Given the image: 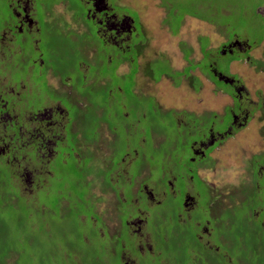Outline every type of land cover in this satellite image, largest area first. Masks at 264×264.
I'll list each match as a JSON object with an SVG mask.
<instances>
[{"label":"flooded vegetation","instance_id":"af4514ba","mask_svg":"<svg viewBox=\"0 0 264 264\" xmlns=\"http://www.w3.org/2000/svg\"><path fill=\"white\" fill-rule=\"evenodd\" d=\"M51 1L53 0H0V171L2 170L5 175L8 172V179H12L16 191L19 188V191L24 192L30 187V191L34 190L38 194L40 190L44 189L45 192L48 190L52 179L60 182V175L63 178L65 174L82 176L84 173L82 174L81 169H76L75 166L84 167V164L88 166V162H84L88 160L87 157L99 159L98 153L109 149L110 154L105 153L102 157L105 163L108 162V166L101 165L102 168H98L97 175L102 177L99 171L105 169L107 180L112 186L109 188L105 185L100 188L102 191L98 192L106 198L112 196L110 199L112 208L114 204L116 210L118 208L122 210L121 216L120 218L115 216L117 224L109 227L106 219L107 210L97 214L95 209H92L91 213L97 216L107 232L105 235L100 227L97 230L99 238L104 240L107 237L106 240L116 241L110 244V251L106 253L113 257V264H246L241 261L243 255L237 256L235 260L231 257L233 252L230 251V239L234 232L226 234L219 230V226L214 225L218 224V219L222 226H225L222 221L229 218L235 219L233 214L235 207L231 213L226 207L223 210L219 209L224 211L225 218L220 217L221 213L218 210L219 216H215L214 220L211 217V209L216 195L210 196L214 189L211 184L200 178L199 171H205L213 163L210 153L223 139L233 134L235 129L245 127L250 121L252 113L247 110V105H253L255 109L263 107L261 110L264 111V103L260 99L256 103H250L248 94L239 79L229 73L230 64L239 61L240 55L246 56L245 59L247 58V62H250L247 55L253 45L236 39L242 34L247 35V30H242L241 34L223 33L228 41L221 44L214 53L204 54L208 57L205 66H201L204 58L198 64L211 81L232 101V105L226 106L221 115L229 120L224 129H219L221 125L219 123L222 120L217 114L213 115V122L205 124L196 131H191L189 126L181 127V121L178 120L181 115H176L170 110L162 111L158 101L148 94L149 91L137 92L138 83L135 82L129 96H126L128 93L121 85L112 87L113 91L119 89L123 111L121 123H114L118 126L114 132L115 137L111 141L104 139L107 141L104 142L113 143V146L103 148L101 143L104 135L100 133L98 126L103 116L99 115L101 119L92 122L97 125L92 136L88 133L89 126H86V131L82 132L80 127L85 110H82L79 97H84L89 102L87 107L96 102V100L89 101L87 94L90 87L89 78L92 86L97 85L94 89H100L106 83H110L109 78L114 77L117 71L128 73L133 69V73L128 75L136 81L139 73L142 72L140 70L143 69L145 73H141L142 82L139 84L141 89L144 86V78L150 79L153 76L150 75L149 63L141 66L138 61L139 55L143 54V42L132 43L140 33L143 35L141 16L131 7H119L116 5L117 2L111 4L110 0H76L85 12L83 17L85 26L78 24L74 15H69L73 17L71 25L76 24L77 27L72 30L69 26L66 27V24L64 29L58 31L57 18L50 13L54 6L49 8ZM154 1L166 9L167 23L171 12L170 7L175 4L171 3L172 0ZM178 4L181 9L182 4ZM44 7L46 11L43 12ZM2 9L5 11L2 12ZM118 9L135 12L137 21L128 13ZM174 15L177 16L181 27V12ZM193 18L198 19L196 16ZM57 31L64 37L68 32L74 33V36L82 33L83 44L87 43V37L95 36L97 43L86 50L83 49L76 59L77 65L65 70V59H62V56L58 57L56 52L54 38ZM204 50L205 47L202 51ZM131 51H134V54ZM128 52L130 54H127ZM82 56H88V62H80ZM126 63L128 72L120 68ZM222 63L225 64L222 65ZM223 66L226 71L222 70ZM164 75L171 77L170 73ZM178 78H180L179 81H175L174 84L180 83L181 74ZM221 85L228 87L229 91H225ZM65 87H69L67 92ZM77 88L81 89V93L76 90ZM108 91L112 96L110 89ZM139 96L142 98L139 99ZM148 98L150 100L146 107L142 100L148 102ZM105 102L99 101V110H103L101 106H104ZM130 102L133 104L131 105ZM150 104L153 105V109L148 108ZM70 109L75 111L73 116ZM142 110L145 112L140 113ZM125 112L129 114L130 120H132L131 113L136 114V122L146 119L148 128L147 136L141 134L138 138H134L135 135L129 136V126H125L124 131L127 135L124 140L126 141L124 145H121L118 143L121 141L118 128L124 125L123 122L128 123ZM168 115L173 123L172 127L169 128L168 124L165 128L164 120ZM114 124L109 123L110 126ZM94 142L99 143L97 153L92 152ZM167 143L170 146L168 149L165 147ZM185 147L190 152V156L186 157L184 162L181 159V150ZM149 149L152 150L150 154H153L155 150L162 152L160 157L163 161L162 177L158 179L160 184L156 183L157 180H152L150 168L147 170L149 176L143 179L140 178L147 168L140 170L137 175H132L130 171L134 159L139 156L143 159L151 158L148 153H145V150L149 151ZM169 149H172V152ZM179 151L180 155H178ZM189 154L187 153L186 156ZM182 155L185 156V152L182 151ZM167 160L171 162L166 164ZM263 170L264 167L259 168L260 172ZM106 171L102 172L104 176ZM263 177L261 175L259 179L264 180ZM85 180L87 183V176ZM196 181L205 185L206 194L204 187L202 189L196 187ZM110 189L116 190V193L109 191ZM94 194L95 192L90 196ZM77 195L78 198L81 197V192ZM64 198L63 196L62 201ZM202 198L208 200L204 207L199 205ZM101 199H98L99 202ZM253 208L246 206L247 214L240 216L239 220L235 219V230L238 234L244 229L243 218L248 216L254 220L249 222V225L252 224L251 227H253L258 223V230L262 235L264 211L262 210L261 213L259 210L261 208L256 210L257 206ZM197 211L199 215L195 214ZM205 216L207 218L203 220L202 217ZM169 218L175 219L174 228L166 227ZM83 219L86 220V217L84 216ZM89 219L94 221L91 216ZM94 222L96 223V220ZM186 223H189L194 230L192 231L194 240L191 244L197 246L186 251L190 263L187 259L184 261L181 258V253L180 260L177 261L175 260L177 254H166L160 251V248L168 245L169 239L173 237L177 242L174 248H180V243L184 240L182 231L185 232ZM121 228L124 229V234L121 233ZM239 228L242 230L239 231ZM213 235L217 236L218 244L213 243ZM246 240L250 243L252 241L249 237ZM197 248L199 250H196ZM2 260L4 259L0 261ZM102 262L106 263L103 259Z\"/></svg>","mask_w":264,"mask_h":264},{"label":"rangeland","instance_id":"374dc122","mask_svg":"<svg viewBox=\"0 0 264 264\" xmlns=\"http://www.w3.org/2000/svg\"><path fill=\"white\" fill-rule=\"evenodd\" d=\"M110 2H112L111 4L117 2L116 5L119 7H131V9L139 12L143 35L140 33L136 39H133L132 43L136 44L140 41L143 42V54L139 55L138 61L141 66L149 63L150 75L153 76L150 79H148L149 77L144 78V86L139 89V84L142 82V77H140L142 72L139 73L135 81L133 77L128 75V73H133V69L128 72V64L126 63L121 65L120 68H122V71H127L128 73H120L117 71L114 77L109 78L110 83H106L100 89H94V86L97 85L92 86V81L89 78L90 87L87 91L89 101L96 100V102H94V104L91 103L90 106L87 107V103L89 102L84 97H79L82 110H85L80 127L82 132L86 131V126H89L88 133L92 136L96 125L92 122L96 121V119L100 120L101 117L99 115H102L103 117L100 125L98 124L101 130L100 133L104 135L101 146L103 148L112 147L113 143L106 142L111 141L112 138L115 137L114 132L118 126L114 123H121L120 118L123 111L121 110L123 104L119 89L118 91H113L112 87H119L121 85L123 90L128 93L126 96H129L130 92L133 91L135 82L138 83V93L140 91H149L148 94L152 95V97L158 101L162 111L170 110L176 115H181V118L179 116L180 119H178L181 121V127L187 128V126H189L191 131L201 129L205 125L202 120L205 119L206 121V119H210L208 115L212 116V114H217L220 117L224 108L232 105L230 97L218 88L207 74L203 72V68H200L198 65L203 58L204 61L201 66L206 63L208 58L204 55L206 52L214 53L220 48L221 44H225L228 41V38L223 35L221 30L223 28L187 16L183 20L178 32L174 34L171 30L172 27L170 28L165 21L166 9L160 7L156 1L110 0ZM171 2L178 4L181 3V0H172ZM213 2L215 4H220L222 2L221 5L225 6L230 4L228 0H213ZM263 3L264 0H243V6L230 7L235 14L243 13L240 22L247 30V35L242 34L241 37H237L236 39L240 42L253 45L250 53L247 55L248 58H250V62H247V58L245 59L246 56L240 55V60L231 63L229 69V73L236 76L240 84L246 90L250 103H256L259 99L264 103V72L259 69L257 70V68H255V63L252 62V60L256 62L264 59ZM50 7H52L50 13L57 18L58 31L64 29L66 24V27L69 26V29L72 30L77 27L76 24L71 25L73 17H69V15H74L77 18L76 22L85 26L86 23L83 18L85 12L80 7L78 1L53 0L49 3V8ZM241 8L243 9L241 10ZM120 10L123 13H128L129 16L137 21L135 12L118 9V11ZM4 11L5 10L2 9V12ZM44 11H46L45 7L43 8V12ZM254 22H256V25ZM236 25L237 21H232V26L236 27ZM230 29L233 30L232 28ZM58 31L54 41L57 49V56H62L61 58L65 59V70L72 69V66L77 65L78 62H76V59L83 49L86 50L97 43L95 36L87 37V43L83 44L84 39L82 38V33L74 36V33L68 32L66 38L60 35ZM79 31L81 32V30ZM206 39L207 41H205ZM258 41L260 42L258 43ZM203 46L205 47L204 52L202 51L204 48ZM133 50L135 51V49ZM134 51H131V53L134 54ZM66 54L68 55L63 57ZM127 54H130V52ZM80 59V62H88L89 60L88 56H82ZM224 64L225 63H222V65ZM222 70L226 71L224 66ZM167 72L171 73V77L163 75L167 74ZM185 72L189 74H185ZM179 74H182L179 83L181 84L180 86L177 83H175L176 85L174 84L175 81H179ZM12 78L14 79L13 76ZM175 78L176 80H174ZM55 80L58 81V79ZM212 80H215V78H212ZM102 84H104V82H102ZM218 85L220 84L218 83ZM221 87L225 91H229L228 87L222 85ZM68 88L69 87H65V92L69 90ZM108 89H110L113 94L112 96H110ZM76 90L81 93L80 88ZM138 98L141 99L142 96ZM149 100L150 98H148V102L142 100L146 107ZM99 101H106L104 106H101L103 110L98 109L100 107ZM130 103L131 105L133 104L132 102ZM85 106L86 108H84ZM142 106L143 105H141V107ZM148 108L153 109L154 107L150 104ZM246 108L252 113L250 121L245 127L235 129L233 134L223 139V141H221L210 153L213 163L207 167L205 171H199L200 178L211 184L214 189V192H211L210 196L216 195L212 202L213 207L211 209V217H213L214 220L216 219L215 216H219L218 212L225 207L230 210L231 213L234 207L239 206V208H237L239 214L236 215H241L245 207L244 205H247V202L249 203L251 199L248 193V191H250L249 185L253 179L255 180V178H253L251 164L256 157L264 153V111L261 110L263 107H257V109H255L253 105H247ZM70 111L73 116L75 111L72 109H70ZM143 112L145 111L142 110L140 113ZM124 114L128 119L129 114L127 112ZM135 116L136 114L131 113L132 120L128 119V123L123 122L124 125L119 126L118 135L121 140L118 142L119 144L124 145V141H126L124 139H126L125 136L127 134L124 130L127 125L129 126V136L135 135L134 138H138L141 134L147 136L148 124L146 119L142 122H136ZM219 119L222 120V122L219 123L221 124L219 125V129H224L229 120L224 116ZM109 123H113L114 125L110 126ZM172 123L168 115L164 120V127L167 128L166 125L169 124L168 127L170 128L172 127ZM139 140H142V138H139ZM185 140L189 143L186 137ZM98 147L99 143L94 142L92 152L97 153ZM165 147L168 149L170 146L167 143ZM169 150L172 152V149ZM182 151L185 152V156L182 155ZM138 152L140 153V149ZM150 152H152V150H145V153H148L151 158L146 157L143 159L139 156L134 159L130 171L132 175H137L140 170H145V168H147L140 178L143 179L149 176V171L147 172V170L150 168L152 180H157L156 183L160 184L158 179L162 177L163 161L160 158L162 157V152L156 150L153 154H150ZM105 153L109 155V149L101 153L99 152V159L87 157L88 160L84 162H88V166H85V164L84 167H79V165L75 166L76 169H81L80 172L82 174L84 173L82 176L65 174L63 178V176L60 175V182H56L55 179H52L50 181V187L47 188L48 190L46 192L43 191V189L37 194L34 190L30 191V187L24 190V192L21 190L19 191V188H17V195L23 198L24 202L32 209L29 215L24 213H27L25 209L26 206H24L23 203L20 204L21 202L18 203L16 209H10L8 204L5 206L0 205V260L4 259L0 261V264H113V257L111 254L107 255L106 253L110 251V244L116 241L111 242L106 240L107 237H105L104 240L99 238L97 230L100 227L103 229L105 235L107 232L101 225L100 220L97 219V216L91 213L92 209H95L97 214L107 210L106 219L109 227L113 226V224H117L115 216H119V218L121 216L122 210L119 208L116 210L114 204L112 208V202L110 203L112 196L106 198L98 192L102 191L100 188L105 187V185L107 187L109 186V188L112 186L107 180V171L105 169L99 171L102 177L97 175L98 168H102L101 165L105 167L108 166V162L105 163L104 158L102 159ZM187 153L189 154L190 152L186 147L184 150H181V159L184 162L186 157L190 156V154L186 156ZM178 155H180V151ZM101 162L104 163L101 164ZM170 162L171 160H167L165 163L168 164ZM103 171H106L105 176L102 173ZM259 175L260 174L257 173L258 177H260ZM4 176L5 174H0L1 181H4ZM86 176L88 180L87 183H85ZM100 179L102 181H100ZM195 185L200 189L204 187L203 190H205L206 194V187L203 183L196 181ZM17 187H19V185H17ZM260 188L264 191L263 184ZM128 189H130V187ZM61 191L63 195H59ZM109 191H111V189ZM79 192H81V197L78 198L77 193ZM93 192H95L94 196H90ZM111 192L116 193V190ZM62 196L65 197L63 201ZM98 199H101L100 202ZM15 200L16 196L13 197V199L9 198V201H12V203H14ZM1 202H4L3 197H0V203ZM207 203L208 200L202 198L200 199L199 205L204 207ZM242 203H244V205H241ZM260 205H264L263 200H261L258 206ZM261 207L262 206L257 207L256 210ZM259 210L261 213L263 212L262 208ZM28 211H30V209H28ZM198 212L199 211L195 212V214ZM220 213V217L225 218L224 211H220ZM262 215H264V213ZM84 216L86 220L83 219ZM90 216L93 217L94 221L96 220V223L89 219ZM206 218L207 216L202 217L203 220ZM167 221L166 227L174 228L176 226L175 219L169 218ZM217 222L218 224L214 225L219 226L218 228L221 232H225L226 234L228 232L229 234L234 232L230 239V251L235 253V255L232 253V259L234 258L235 260L237 256L242 257L237 254V251L240 250L243 243H245L244 245L247 247L248 242L246 238L237 237L238 232L235 230L236 220L229 218L226 221H222L225 226L220 224V219H218ZM186 224L187 227H185V232L182 231L184 240L180 243V248H174L177 242L173 237L169 239L168 245H164V248H160V251L166 254H177L175 256V260L177 261L180 260L179 254L181 253V258H183L184 261L187 259V262L190 263L186 251L190 248L194 249V247L197 246L191 244L194 240V233L192 232L194 230L193 228L191 229L189 223ZM43 227L45 231H43ZM121 233L124 234L123 228H121ZM259 234L261 235L260 232ZM260 237L261 238L251 240L263 241L262 235ZM216 238L217 236L213 235L212 241L218 244ZM117 250H119V247ZM196 250H199V248ZM6 252L7 255L2 257ZM102 259L105 260L106 263L102 262Z\"/></svg>","mask_w":264,"mask_h":264},{"label":"trees","instance_id":"16d2710c","mask_svg":"<svg viewBox=\"0 0 264 264\" xmlns=\"http://www.w3.org/2000/svg\"><path fill=\"white\" fill-rule=\"evenodd\" d=\"M228 2L230 3L228 6L226 5H221L220 4H215L213 2V0H181V9L179 8V4H175L173 6L170 7L171 12L169 14V19L167 20V24L169 25V27L172 30V33L176 34L179 30L180 27V22L177 18V16L174 15L178 14L181 12V25L183 22V19L186 16H190V17H197L198 19L200 18V20L214 24L219 26L223 33H237V34H241V31L246 29V27L244 25H242V23L240 22V19L242 17L243 13H234L233 9L231 10L230 7H237V6H243V0H228ZM170 3V4H171ZM264 6V3H263ZM243 8H241L242 10ZM256 11V10H255ZM256 13V12H255ZM264 17V16H263ZM232 21H237V25L236 27L232 26ZM254 24L256 25V22H254ZM230 28H232L233 30H231ZM241 29V30H240ZM241 37V36H240ZM260 41H258L259 43ZM186 55V54H185ZM253 63H255V68H257V70H261L264 72V59L263 60H259L254 62L252 60ZM143 72V69L140 70V72ZM190 72V70H189ZM145 73V72H143ZM142 73V74H143ZM188 72H185V74ZM167 74H169V72H167ZM171 74V73H170ZM189 74V73H188ZM164 75V74H163ZM184 75V74H183ZM182 76V74H181ZM194 79V78H193ZM213 115L212 116L208 115L210 117V119H203L202 121L208 125V123L213 122ZM222 118V116H220ZM218 117V118H220ZM227 124V123H226ZM260 167H264V153L260 154L258 157L255 158V160L252 161V171H253V178H255V180L253 179L252 182H250L249 185V189L250 191H248L251 199L250 202H247V205H244V203H242L241 205H244L245 207H249L250 209H254L253 207H260L262 206V210L264 211V205H260L261 200H263V204H264V191H262V189L260 188L263 184V188H264V180H260L259 177L257 176V173L260 174L259 176L262 175L263 177V171H259ZM0 174H4V172L1 170ZM7 178V179H6ZM10 179V178H9ZM8 179V172H6V175L4 176L3 180H0V197H3L4 202H1L0 205L1 206H5L6 204H8L10 207V209H16L17 205L19 202H21L20 204H24L25 209L27 210V213L24 212L26 215H29V213H31L32 209L31 207L24 202V199L21 198L20 196L17 195V191L15 186H13V182L12 179L9 180ZM264 179V177H263ZM4 192V193H3ZM59 195H63V192H60ZM16 196V200L14 201V203H12V201H9L10 199H13V197ZM63 197V196H62ZM256 202V204H255ZM258 202V205H257ZM61 207H62V202H61ZM245 207L244 210L241 212V215L237 216L236 214H239L237 211V208H239V206L235 207L233 210V214H234V218L236 220H239L240 216L242 215H246L247 213L245 212ZM19 208V207H18ZM28 209H30V211H28ZM33 214V213H32ZM243 231H241L237 237H241V238H247L249 237L250 239H255V238H261L260 234H259V224H255V226L251 227V225H249V222H253L254 220L248 216H246L245 218H243ZM249 225V226H248ZM256 228V229H255ZM242 230V228H239V231ZM246 230L248 231L246 233ZM43 231L44 227H43ZM261 232V231H260ZM257 233V234H255ZM255 234V236H254ZM260 235V236H258ZM254 236V237H253ZM262 240H254L251 241V243L247 240L248 242V246L245 247V245H243L242 248H240V250L237 252V254L240 256L243 255V258H241V261H243L244 263H250V264H264V228H262ZM257 244V245H256ZM9 253V252H8ZM3 255H7V252ZM2 255V256H3ZM254 261V262H253Z\"/></svg>","mask_w":264,"mask_h":264},{"label":"bare ground","instance_id":"6f19581e","mask_svg":"<svg viewBox=\"0 0 264 264\" xmlns=\"http://www.w3.org/2000/svg\"><path fill=\"white\" fill-rule=\"evenodd\" d=\"M163 26V25H162Z\"/></svg>","mask_w":264,"mask_h":264}]
</instances>
